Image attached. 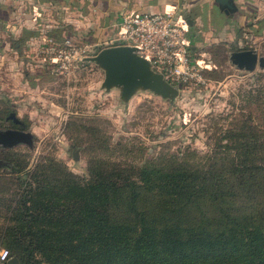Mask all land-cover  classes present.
<instances>
[{"label": "trees", "instance_id": "obj_1", "mask_svg": "<svg viewBox=\"0 0 264 264\" xmlns=\"http://www.w3.org/2000/svg\"><path fill=\"white\" fill-rule=\"evenodd\" d=\"M255 79L241 101L260 103L261 124L248 112L227 115L231 124L218 129L208 154L185 150L192 159L146 162L131 174L93 162L86 178L52 162L29 170L15 159L12 169L23 177L13 178L8 199L0 196L8 257L16 264H264V84L261 74Z\"/></svg>", "mask_w": 264, "mask_h": 264}, {"label": "rangeland", "instance_id": "obj_2", "mask_svg": "<svg viewBox=\"0 0 264 264\" xmlns=\"http://www.w3.org/2000/svg\"><path fill=\"white\" fill-rule=\"evenodd\" d=\"M18 2L0 0V130L25 131L30 144L0 146L3 198L11 196L13 178L23 177L12 169L15 159L26 162L29 170L52 162L54 169L57 166L81 178L87 177L88 163L99 161L131 174V168L146 162H183V157L190 158L183 155L185 150L210 153L218 129L231 124L226 118L229 114L238 118L240 112H248L254 124H261L260 103L246 104L241 98L248 90L253 92L257 74H261L258 82L264 84V66L256 63L251 70L237 68L229 55L250 49L264 57V13L254 19L250 29L233 30V36H226L228 42L210 36L195 46L202 83L170 84L176 89L170 97L141 87L124 97L120 87L103 85L100 66L83 59L106 46L104 42L89 47L65 69L59 68L40 52L39 45L45 35L42 26L49 24L57 31L65 27L62 21L51 22L53 13L43 20L36 15L30 18L26 1L22 7ZM262 5L264 8V1ZM24 27L27 29L21 30ZM6 223L9 220L0 208V228Z\"/></svg>", "mask_w": 264, "mask_h": 264}, {"label": "crops", "instance_id": "obj_3", "mask_svg": "<svg viewBox=\"0 0 264 264\" xmlns=\"http://www.w3.org/2000/svg\"><path fill=\"white\" fill-rule=\"evenodd\" d=\"M18 1V4L21 6L24 0ZM25 1V5L27 6H25L26 11L25 9L22 11L28 13V10H31L30 18H34L36 15L43 20L48 14L53 13L54 19L51 22L62 21V25L65 26L54 31L51 30L49 24H44L42 26L44 36L52 38L54 35V39L60 41L65 37L63 34L67 33L65 38H69L77 45H87L88 48L97 46V43L114 37L118 14L123 11L152 13L174 7L175 11L186 19L185 36L194 51L195 46L201 40L205 41L210 36L228 42L226 36H233V30L238 27L242 28L243 26H246V29H250L254 25V19H257L264 13L262 5L264 0H232L235 10L228 14H224L213 0ZM25 15L28 16V14ZM47 20L50 19L47 18ZM22 29H27V27ZM199 35H201L202 39L198 37Z\"/></svg>", "mask_w": 264, "mask_h": 264}, {"label": "built area", "instance_id": "obj_4", "mask_svg": "<svg viewBox=\"0 0 264 264\" xmlns=\"http://www.w3.org/2000/svg\"><path fill=\"white\" fill-rule=\"evenodd\" d=\"M114 37L103 41L106 46L128 45L145 58L151 69L161 74L168 84L197 85L202 83L201 68L195 59L186 36V19L174 7L152 13L123 11L118 14ZM40 52L51 63L65 69L72 61L80 59L89 48L77 45L69 38L57 41L41 37ZM8 252L0 247V264L8 260Z\"/></svg>", "mask_w": 264, "mask_h": 264}, {"label": "water", "instance_id": "obj_5", "mask_svg": "<svg viewBox=\"0 0 264 264\" xmlns=\"http://www.w3.org/2000/svg\"><path fill=\"white\" fill-rule=\"evenodd\" d=\"M224 14L235 10L232 0H213ZM135 48L128 45L108 46L99 49L94 55L83 57L100 66L104 71L103 85L120 87L121 96L128 97L136 87L147 88L162 97L176 93L175 87L168 84L160 73L151 69L148 61L137 55ZM230 62L237 68L251 70L257 63L264 66V57L257 56L253 50L239 49L229 55ZM11 114H9V117ZM18 142L30 144V136L19 129L0 130V146L10 147ZM73 158L76 159L75 152ZM6 264H16V258L10 257Z\"/></svg>", "mask_w": 264, "mask_h": 264}]
</instances>
